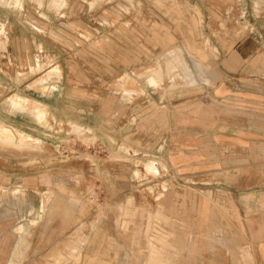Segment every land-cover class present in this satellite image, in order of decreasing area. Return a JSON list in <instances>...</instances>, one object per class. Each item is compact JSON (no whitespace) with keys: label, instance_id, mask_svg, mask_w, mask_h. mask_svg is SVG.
Segmentation results:
<instances>
[{"label":"rangeland","instance_id":"1","mask_svg":"<svg viewBox=\"0 0 264 264\" xmlns=\"http://www.w3.org/2000/svg\"><path fill=\"white\" fill-rule=\"evenodd\" d=\"M59 1L49 5L58 14L50 26L47 5L37 6L38 11L25 5L21 11V5H15L11 40L7 24L0 23V188L6 198L19 197L23 220L34 222L35 227L19 231L24 233V259L16 264H150L147 236L169 233L152 222L153 214H147V204L161 201L152 189L147 195V184L154 183L147 180V173L155 178L180 170L170 167L177 165L176 149L152 148L147 155V124L160 125L161 120L185 129L199 122L200 149L193 156L199 155L200 170H207V160L215 157L218 172L224 171L219 165L222 158L232 155L229 151H239L231 150L225 140L224 123L230 120H225V111L239 108V102L224 100L222 86L214 84L216 53L208 29L220 36L232 27V34L242 35L241 17L251 21L261 17L264 0ZM36 13L45 19L38 21ZM7 15L0 10V17ZM197 28L202 33L195 38L190 34ZM180 29L187 36H178L176 45L172 34ZM32 32L39 33L40 40L33 37L39 45L29 52ZM8 43H15V51ZM97 46L105 50L98 56L103 62L90 53ZM78 47L82 50L76 51ZM80 54L88 63L80 62ZM117 55L120 69L111 63ZM96 62L100 66L95 67ZM90 76L94 83L89 82ZM80 78L92 92L103 93L108 109L116 107L121 96L139 113H147V96H153L148 107L152 114L136 118L137 138L142 141L130 155L126 132L118 142L107 136L102 141L77 125L79 116L87 115L80 112V102L68 103L67 109L75 115L72 121L59 115L49 122L44 105L25 97L51 102L55 92H63L66 79L75 83ZM22 80L26 84L20 85ZM41 82L47 85L43 88ZM84 92L77 95L82 97ZM86 96L89 106L91 100L95 103V95ZM27 109L40 115L47 129L33 130L25 116L18 123L29 133L8 124L7 110ZM255 117L264 121L261 113ZM95 119L92 115L93 123ZM173 131L169 141L175 142ZM214 143L215 148H209Z\"/></svg>","mask_w":264,"mask_h":264},{"label":"crops","instance_id":"2","mask_svg":"<svg viewBox=\"0 0 264 264\" xmlns=\"http://www.w3.org/2000/svg\"><path fill=\"white\" fill-rule=\"evenodd\" d=\"M61 3L58 0H0V10L5 9L8 13L6 18L0 17V23L4 20L5 25L7 24L9 28L7 35L11 40L13 27L10 17L17 14L13 9L15 5H21L18 8L21 11L24 5L33 7L47 5L49 25L58 15L56 10L49 8V5ZM240 4L242 5V2ZM36 17L38 21L45 19L39 14ZM241 19L245 27L244 33L238 37L232 34L234 31L232 27L226 28L220 36L216 30L212 32L208 29V35L213 38L215 46L214 54L216 53L214 55L216 63L211 72L212 76H216L213 77L214 84L222 86L225 91L224 100L229 103L239 102V108H230L229 114L225 111V120L230 119L224 123V135L227 137L225 140L230 144L228 146L231 150L239 151H229L232 155L222 158L223 162L219 165L223 164L224 171L218 172L221 169L216 167L215 157L207 160V170H200L199 155L193 156L194 151L200 149L199 122L188 125L185 129L180 125L169 127L166 121L162 123L161 120L160 125L147 124L145 134L147 136L144 139L147 141V155L152 148L157 151L164 148L176 149L173 156L177 165L170 167L175 169L177 167L180 170L164 173L155 178L147 173V180L154 182L147 184V195L149 189H152L153 192L159 193L156 197L161 198L159 203L147 204V214H153L152 222L160 224L162 230L169 233V236L164 237L147 236V262L150 264H264V156L260 151L264 150V121L256 120L255 117L256 115L258 117V113L264 116V13L252 21L243 17ZM33 33L29 44L31 49L27 50L29 52L34 51L39 45L33 37L37 36L39 39L40 34ZM201 33L200 28H197L192 29L190 35L198 38ZM20 35L19 37L24 36L23 33ZM172 35L176 38V45L180 42L178 36H187L184 29ZM195 42L192 41V44ZM7 46L15 51V43H8ZM82 46L83 44L80 47ZM80 47L76 51H81ZM85 47L88 51L87 45ZM102 52H105L103 46L90 50L96 60L100 58L98 56ZM100 61L103 62L102 57ZM80 62L88 63V59L80 54ZM101 62H96L95 67ZM111 63L115 64L116 68H121L118 55L112 57ZM82 81L73 83L66 79L63 83V92L61 90L55 92L52 96L54 100L51 102L25 97L44 105L49 122L59 115L62 120L71 117L72 121L75 115L67 109L68 103L80 102V112L85 111L87 115L79 116L77 125L86 128L85 132L90 129L102 141H105L104 136H107L118 142L121 134L126 132L130 155V150L139 147L142 141L141 136L137 138L136 118L152 114L148 107L154 99L153 96L150 94V97L147 96V103L149 102L147 113H139L135 104L128 105L121 96H117V106L108 109L103 93L97 89L95 93L92 92L85 87L87 81ZM93 81V77L90 76L89 82L94 83ZM41 83L43 88L47 85L46 82ZM19 84L26 83L22 80ZM50 84L54 85V82ZM67 86L71 87L70 91ZM80 91H86L83 93L84 96L77 95ZM88 94L96 97L95 103L91 100L90 106L88 105L90 99L86 96ZM84 107L90 110L86 111ZM6 113L9 116L6 117L9 120L8 124L26 133L29 132L18 123L24 116L31 119L33 130L47 129L41 123L40 115H35L30 109L16 112L7 110ZM163 113L167 116V110ZM92 115H95V123L91 120ZM171 129H175L173 131L175 142L169 141ZM31 136L36 138L34 134ZM215 145L216 143L211 144L209 148L214 149ZM2 181L3 178H0V182ZM13 197V200L10 197L6 198L4 190L0 188V264H16L24 259L21 242L24 233L19 231L35 228L34 222L23 220V203L18 205L21 203L19 197L15 194Z\"/></svg>","mask_w":264,"mask_h":264},{"label":"bare ground","instance_id":"3","mask_svg":"<svg viewBox=\"0 0 264 264\" xmlns=\"http://www.w3.org/2000/svg\"><path fill=\"white\" fill-rule=\"evenodd\" d=\"M185 63V62H184ZM185 65H186V63H185ZM137 82V81H136ZM138 83V82H137ZM0 122H3L2 120H0Z\"/></svg>","mask_w":264,"mask_h":264}]
</instances>
